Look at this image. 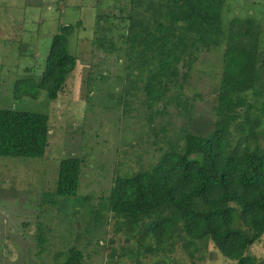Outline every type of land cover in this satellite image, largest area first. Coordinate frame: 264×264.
I'll use <instances>...</instances> for the list:
<instances>
[{
    "label": "rangeland",
    "instance_id": "374dc122",
    "mask_svg": "<svg viewBox=\"0 0 264 264\" xmlns=\"http://www.w3.org/2000/svg\"><path fill=\"white\" fill-rule=\"evenodd\" d=\"M132 8L130 0H0V109L50 118L44 158L0 156V264H62L72 247L84 252L85 264H237L212 241L196 261L181 247L170 259L162 253L120 257V244L128 241L115 233L114 214L105 206L115 179L154 166L183 131L211 128L224 66V48L202 50L186 77L189 69L181 65L183 88L172 86L168 94H180L184 105L174 101L160 113L162 102L150 104L144 88L150 68L127 57ZM134 10H142L139 17L150 15L148 8ZM235 17H254L262 26L261 81L248 100L264 116V0H226L223 27ZM79 21L69 45L77 67L58 99L50 100L46 90L38 99H16L18 81L39 80L60 28ZM68 157L82 159L81 181L76 196L60 197L53 193L60 161ZM55 200L59 204L49 202ZM129 244L137 246L134 240ZM249 254L264 264V235Z\"/></svg>",
    "mask_w": 264,
    "mask_h": 264
},
{
    "label": "trees",
    "instance_id": "16d2710c",
    "mask_svg": "<svg viewBox=\"0 0 264 264\" xmlns=\"http://www.w3.org/2000/svg\"><path fill=\"white\" fill-rule=\"evenodd\" d=\"M130 1L134 12L128 14L127 57L150 68L144 88L150 104L162 102L160 113L174 101L184 105L180 94L176 99L168 94L172 86L183 88L181 65L189 69L186 77L202 50L224 48V66L211 128L183 131L168 142L154 166L115 179L105 206L114 214L115 233L128 241L120 244V257L140 260L162 253L170 259L181 247L196 261L212 241L237 264H257L249 250L264 235V116L254 111L248 95L261 81L262 26L254 17H235L223 27L226 0ZM145 6L150 15L139 17L142 10L136 13L134 8ZM80 26L79 21L60 28L39 80L18 81L16 99H38L42 90L50 100L58 99L77 67L69 45ZM137 47L141 54H136ZM49 119L44 113L0 109V156L44 158L50 145ZM82 164L79 157L60 161L54 195H77ZM38 242L45 251L43 234ZM112 251L115 255L118 249ZM62 264H85V254L72 247Z\"/></svg>",
    "mask_w": 264,
    "mask_h": 264
},
{
    "label": "crops",
    "instance_id": "0c3cea01",
    "mask_svg": "<svg viewBox=\"0 0 264 264\" xmlns=\"http://www.w3.org/2000/svg\"><path fill=\"white\" fill-rule=\"evenodd\" d=\"M127 3H128V2H127ZM127 3H126V4H127ZM128 4H129V3H128Z\"/></svg>",
    "mask_w": 264,
    "mask_h": 264
}]
</instances>
